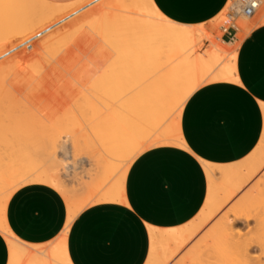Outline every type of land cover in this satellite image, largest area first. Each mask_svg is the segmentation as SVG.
Returning <instances> with one entry per match:
<instances>
[{
	"label": "bare ground",
	"instance_id": "bare-ground-1",
	"mask_svg": "<svg viewBox=\"0 0 264 264\" xmlns=\"http://www.w3.org/2000/svg\"><path fill=\"white\" fill-rule=\"evenodd\" d=\"M87 1L59 4L41 0L47 7L39 14L12 29H0V58L14 46L15 38L27 41L38 36ZM114 2L115 6L104 7L101 14L98 12V16H91L89 22L77 27L78 31L90 29L104 49L98 46L104 51L101 55L105 54L100 61V54H95L98 63H91L95 67L91 65L90 74L79 61L74 65L85 67L79 70L86 76L78 74L77 70L73 72L75 76L71 72L64 74L63 67L69 65L60 66L53 56L54 49L65 37L41 50L47 55L53 54L54 67L36 70L32 78H48L62 67L63 74L56 76L58 71L55 77L66 81L68 76L72 85L60 84L57 80L60 84L54 86L58 87L57 93L54 92L56 89L54 93L49 92L53 88L48 89L47 82L44 85H29V82L11 85L12 68L0 65V201L5 209L14 191L6 197L4 190L32 173L37 174V181L45 180L40 184L50 185L62 194L68 214H79L90 205L113 201L117 189H124L131 166L117 176L122 163L152 137L159 140L179 129L183 139L179 118L167 122L182 94L197 85L203 86L200 82L208 77L211 82L228 81L232 71L237 70L236 51L241 44L238 35L248 34L256 25L264 23V0H259L261 5L251 17L243 14L240 0L228 1L221 12L220 25L224 14L233 11V15L226 14L230 20L226 22L237 29L234 41L230 42H237L233 50L235 60H232L228 53L233 51L221 50L213 43L215 37L218 40L221 37L215 35L213 42L206 36L210 33L202 37L201 33L207 30L202 31L199 25H185L192 29L186 35L173 34L167 25L159 22L163 13L157 11L153 0ZM239 11L245 20L238 21ZM7 78L9 84H2ZM50 79L48 83L54 85ZM202 163L208 177L204 206L192 221L180 227H149L150 252L155 241L159 244L161 264L172 263L187 249L175 264H264V174L260 172V159L251 162L243 159L228 165ZM31 183L37 182L29 181L20 187ZM231 202L214 227L212 225L193 248H186ZM0 232L8 246L12 243L9 235L20 245L27 246L21 249L22 264H55L58 259L57 252L48 248V244H30L16 237L7 226L5 214L0 217ZM156 232L161 233L158 240L154 235Z\"/></svg>",
	"mask_w": 264,
	"mask_h": 264
},
{
	"label": "crops",
	"instance_id": "crops-1",
	"mask_svg": "<svg viewBox=\"0 0 264 264\" xmlns=\"http://www.w3.org/2000/svg\"><path fill=\"white\" fill-rule=\"evenodd\" d=\"M46 1L65 4L78 0ZM153 1L172 21L204 25L217 36L212 21L229 0ZM236 34V28H229L221 39L230 43ZM236 67L247 82L244 91L229 86L230 81L209 82L199 87L183 109L185 148L157 149L139 166H130L126 192L131 200L126 195L124 205L103 201L79 213L70 236L69 251L75 264H144L150 252L149 227H180L204 206L208 177L202 161L228 165L245 159V149L254 140L258 142V131H264V111L259 107L264 104L260 99L264 96V23L256 25L241 42ZM129 203L135 209L124 211ZM62 204L68 213L66 200L50 185L21 186L8 199L7 226L24 242L46 245L51 234L62 227ZM8 247L0 232V264H7Z\"/></svg>",
	"mask_w": 264,
	"mask_h": 264
},
{
	"label": "rangeland",
	"instance_id": "rangeland-1",
	"mask_svg": "<svg viewBox=\"0 0 264 264\" xmlns=\"http://www.w3.org/2000/svg\"><path fill=\"white\" fill-rule=\"evenodd\" d=\"M114 1L115 0H91V1L89 0V2L87 1V3H84L78 9H76L73 13L68 14L63 19H61L58 22H56L52 27H50L49 29H47L43 33L39 34L38 36H36V37H34V38L30 39V40H27V41H22L19 37H18L19 40H16V38H15L14 39V46H12L11 48H9V50L0 58V65H2V66H9V67L12 68L11 75L13 74V76H12L13 79L10 77L11 76L10 75L9 76V79L12 80V81H10L7 78L4 82H1V83L4 84V85H7V84H9V81H10V82H13V83H10L11 85H27V82H29V85L30 84H32V85L33 84H36V85L37 84L38 85L39 84H42V85H44L47 82L48 89L50 87L53 88V90H49V92L50 91L53 92L56 89L54 92L57 93L58 87H54V86H55V84L58 83L57 80L60 81V77H57L56 78L55 77V74H58V71H59V74L56 75V76H61L60 74H63V72L61 71V68L63 67L62 65H64V66L65 65H69V66H67V67H69V69L73 68V66L76 67V69H71V70H69L66 66L63 67V68H65V70L62 68V70H64V72H65L64 74H67L68 72H71L70 74L73 75V76H75V73L78 71V74H81L82 76H86V74L84 72H83L84 75H83V73H81V71L85 68L83 66H86V68H87V71L85 70L86 68L84 69V71L90 74V72L92 70V66H93L92 64L93 63H96L95 62V60H96L95 58H97V56L100 54L98 56L99 57L98 59L100 61L101 58L103 57V55L105 54V53H102V55H101V52H104L103 51L104 49L100 46V45H102V42L99 40L98 37H96V35L93 32H91L90 29L87 28V29H81V30L78 31L77 30L78 29L77 27H80L82 25V23L83 24L86 23L85 21H87L88 19H90V18L92 19L93 16L94 17L98 16V12L100 13V11L102 9H104V7L106 9V7L108 8V5L115 6L116 3ZM260 5H261V3H260ZM230 11L231 10L227 11L228 13L226 12V14L233 15V11H231V12ZM102 12H103V10H102ZM124 12L125 11H121L120 13L123 14V15H127V13L126 12L124 13ZM226 14H224L225 16H223V24L220 25V21H222V19L220 18L221 17V13L212 21V24L218 29V31H219L218 36H220V37H222V35L225 33V31H227V29H229L230 26H232L231 23H227V22H230V20L226 18V16L228 17V15H226ZM243 20H245V17H243L242 12L239 11L238 12V21H243ZM231 21L234 23V19H232ZM88 22H89V20H88ZM199 26H200L201 30L202 29L206 30V28H205L204 25H199ZM82 30L84 31V33H86V32L87 33L84 34ZM71 32H72V34H71ZM73 32H76L77 34H73ZM207 33H210V32L204 31V32L201 33V36L202 37L208 36V37L211 38V41H212L213 40L212 37H214L215 35H212L210 33L211 35H206L205 36V34H207ZM246 35L247 34H243L242 35L240 33L238 35V38H239L238 39V43H241L242 40L246 37ZM91 36H93V38ZM1 37L2 36H0V38ZM61 37H65V38H63L62 42L59 43L56 46V48L54 49V53L55 52L56 53L54 54L53 57L55 59L57 58L59 60L58 62L60 64V66H62V67L60 68V70H57V73H53L54 76H53V74H51L50 76H48L49 79H50V77L53 78V80L50 79V81L52 80L54 85L48 83L49 82V79L47 78V76H45L42 79L41 78H38V77H37V79L32 78V77L35 76V71L36 70L45 71L46 69H49V68H53L54 67V64H53V59L54 58L51 57V54L52 53L49 54V55H47L43 51L41 52V50L45 49L46 47H48L49 45H51L53 42L57 41ZM87 37H89V38H87ZM94 37H95V39H94ZM77 40H78V42H76ZM217 40L218 39L215 37L214 38V42L213 41L212 42L215 43V45L219 49L224 50V51H228V52L233 51L235 49V47H236V44H237V42L236 43H231V44L230 43H226L221 38H220V40H218V41H220V43ZM81 41H82V43H81ZM96 41H98V42H96ZM215 41L218 44H216ZM95 42L97 44L99 43L100 45L98 44L96 46V43ZM78 44H80V45H78ZM83 45H84V47H83ZM92 45H94L95 47L92 46ZM220 45L222 47H220ZM79 46H80V48H79ZM90 46H91L92 49L89 48ZM98 46H100L103 50L100 49V47H98ZM206 46L207 45H205L203 48H206ZM83 48H85V49H83ZM96 48H99V49L96 50ZM62 49H63V51H62ZM58 50H59V52L57 53ZM66 50L68 51L67 53H65ZM91 50H92V52H90ZM93 50H95V51H93ZM69 52H71V53H69ZM236 52H238V50ZM61 53H62V56L63 57L61 56ZM71 54H74L75 56L72 55V57H73L72 58L71 57ZM64 55L66 57H64ZM77 61L82 62L81 65H83L82 66L83 68L80 67L81 65L78 66V68H77V65L79 64V62H77ZM75 63L77 64L76 66L74 65ZM97 63H98V61H97ZM93 67H95V66H93ZM79 69H82V70H79ZM66 70H67V72H66ZM74 70H77V71L75 72ZM73 72H75V73H73ZM197 74L200 75V72H198ZM199 75L198 76L196 75L197 78H199ZM77 76H79V75H77ZM63 77H65V76H63ZM229 79H231V78H229ZM229 79H228V81H229ZM39 80H41V81H39ZM61 80H63V78ZM67 80H68V76L66 78V81L64 79V81L66 83H64V81H60V84H61V82H63L62 84H64V85L65 84L66 85H68V84L69 85H72L69 82L70 78H69L68 82H67ZM54 81H55V83H54ZM218 81H220V79H218ZM221 81H223V80H221ZM209 82H211V81H209ZM49 84L51 86H49ZM60 84L58 83V85H60ZM58 85H56V86H58ZM46 91H48L47 88H46ZM53 93H51V94H53ZM220 179L221 178H219V180ZM74 188H77V186L74 185ZM232 203L233 202H231L225 208H223V210H221L220 212H218L211 219V221H209L201 229V231L198 233V235H196L197 237L195 236L190 241L191 245L189 243L186 248H190V249L193 248L196 245L197 241H199L202 236H204L205 234H207L209 232V230L212 229L211 228L212 225L214 227V225L216 224V222H218V219H220L221 216L224 215V211L228 210V208L231 206ZM213 220H214V222H213ZM194 243H195V245H194ZM187 251H188V249H187ZM186 252L183 251L180 255H178V257H176L177 259L173 260L172 263H170V264H173V262H176L177 260H179L181 258L180 256L182 254H185Z\"/></svg>",
	"mask_w": 264,
	"mask_h": 264
},
{
	"label": "snow or ice",
	"instance_id": "snow-or-ice-1",
	"mask_svg": "<svg viewBox=\"0 0 264 264\" xmlns=\"http://www.w3.org/2000/svg\"><path fill=\"white\" fill-rule=\"evenodd\" d=\"M47 7L46 4L42 3L41 0H0V29H12L14 27L19 26L22 23L27 22L29 19L33 18L35 15L39 14L41 9ZM159 11V9H157ZM155 18V17H153ZM161 24L167 25L168 29L175 35H186L192 31V29L188 28L185 25L180 23H176L172 20H168L164 17L163 14L160 16ZM229 56L232 57V60H235V51L228 53ZM231 62V61H230ZM242 74L233 70L231 74V80L229 82V86L231 87H239V90L244 91L246 81L241 79ZM211 80V77L206 78L201 81L200 84H207ZM199 89V85L196 88H191L182 94L178 103H176L174 109L168 116L167 122H171L174 119L179 118L181 126L184 119V113L182 109H185L187 105L192 101L196 92ZM260 99L264 101V96H261ZM260 108H264V104L259 106ZM258 142L253 141V146H250L248 149H245V160L248 162L254 161L256 159H260V172L264 174V135H262L259 131L257 133ZM176 146L179 148H185L186 144L183 139L180 137L179 129L173 131L171 135L162 136L159 140H156L155 137L150 138L145 141L139 148L136 149L123 163L122 166L117 173L119 176L124 172L129 165L139 166V164L143 163L149 156L153 154V152L157 149H169L176 150ZM191 151V149H189ZM36 173H32L25 177L24 180L19 181L17 184H14L4 190V195L7 197L13 191L18 189L21 184L27 183L29 181H36L37 183H43L45 180L41 179L39 181L36 180ZM130 179V177L128 178ZM124 189H117L118 194H114L113 201L114 203L124 205L125 196H128V199L131 200L130 195L126 192L127 180L124 182ZM130 209H135V205L129 203L124 207V211H129ZM6 209L4 208L3 201H0V217H2L6 213ZM138 211V210H137ZM61 226L56 229L51 234V237L48 242V248L54 249L57 252L58 259L55 261V264H75V260L70 255V236H71V227L74 226L76 220L78 218V212L74 214H68L65 210L64 205L61 206ZM135 214V212L133 213ZM145 219H147L145 217ZM5 235H8L5 233ZM156 239L158 240L161 236V233L156 232ZM65 236L69 237V241H65ZM8 239L12 242L11 246L7 249V264H22L23 255L21 249H25L27 246L20 245L19 241L12 236H8ZM159 254V244L155 241L153 242L152 251L148 254L149 258L144 264H161L158 259ZM175 264V262H173Z\"/></svg>",
	"mask_w": 264,
	"mask_h": 264
},
{
	"label": "built area",
	"instance_id": "built-area-1",
	"mask_svg": "<svg viewBox=\"0 0 264 264\" xmlns=\"http://www.w3.org/2000/svg\"><path fill=\"white\" fill-rule=\"evenodd\" d=\"M243 14L247 17L253 16L259 8V0H240ZM230 28H235L233 25Z\"/></svg>",
	"mask_w": 264,
	"mask_h": 264
}]
</instances>
